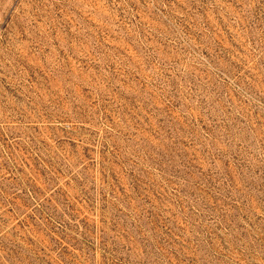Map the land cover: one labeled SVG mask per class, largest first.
Segmentation results:
<instances>
[{
	"label": "rangeland",
	"instance_id": "1",
	"mask_svg": "<svg viewBox=\"0 0 264 264\" xmlns=\"http://www.w3.org/2000/svg\"><path fill=\"white\" fill-rule=\"evenodd\" d=\"M0 264H264V0H0Z\"/></svg>",
	"mask_w": 264,
	"mask_h": 264
}]
</instances>
